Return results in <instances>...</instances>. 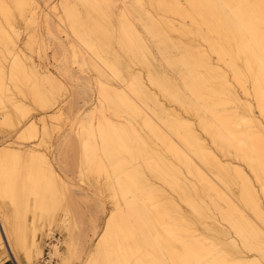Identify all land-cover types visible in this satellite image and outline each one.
Masks as SVG:
<instances>
[{
	"label": "bare ground",
	"instance_id": "6f19581e",
	"mask_svg": "<svg viewBox=\"0 0 264 264\" xmlns=\"http://www.w3.org/2000/svg\"><path fill=\"white\" fill-rule=\"evenodd\" d=\"M36 1L0 0V198L8 197L12 203L7 211L5 203L0 204V254L9 255L15 264H36L42 254V235H51L50 225L54 222V216L48 215L47 223L43 224L42 211L46 213V204H51L49 207L53 209L57 207L54 181L59 179L53 174L51 161L44 154L37 161L32 155L38 152V145L45 150L49 148V129L55 124H50L47 118L53 117L44 110L38 128L29 115L30 109L24 113L23 106L29 101L51 108L55 100L54 94L53 97L49 94L50 89L61 83L53 82L55 78L48 67L34 64L24 52L26 44L21 41V26L12 10V6L16 7L21 19L29 16L36 24L39 16ZM134 1L139 5L134 10L139 28L138 23L137 26L121 23L116 35L110 31L115 12L107 6L102 8L97 0H84L83 4L98 18H83L68 3L62 10L70 30L83 45L96 51V56L110 54V57L95 56L101 63L87 59L96 73L97 88H94L107 108L127 117L123 119L118 114L122 119L113 121L108 109V114L104 112L92 121L90 112L96 110L94 104L76 114L75 140L67 137L69 130L58 136L59 143L51 150L53 161L55 149L66 145L74 150L79 144L82 167L86 165L91 175L97 174L92 178L107 191L113 205L108 207L109 215L83 264H264V227L256 225L242 207L264 224V206L254 186L256 181L264 195V121L261 120L264 119V0ZM126 11L122 12L126 15ZM47 15L42 13L40 22L46 24L48 34L54 35L48 27L51 22ZM57 39L61 48L66 49L67 42ZM43 40L49 47L50 39ZM78 54L75 52L73 56L80 57ZM83 58L80 65L84 64ZM65 60L62 57L58 65H53L73 79L75 70L69 71ZM72 60V65H78V59ZM84 80L78 85L82 94L85 87L92 89L88 79ZM43 81L50 84V89ZM236 83L240 91L235 88ZM116 114L114 117L119 118ZM15 126L20 128L17 130ZM15 130L12 140H2L4 133L9 135ZM34 137L37 143H33ZM100 151L106 163L96 157ZM22 152L31 154L32 158L25 159L31 162L25 179L29 183L25 185L24 179L21 182L15 173L21 165L18 156ZM103 171L105 176L100 178L98 174ZM60 183L61 187L63 182ZM220 183L234 184L235 196L231 190L228 193L221 190ZM28 194L34 198L30 219L26 211L28 200H22ZM94 197V208L105 212V196L102 200ZM203 197L214 203L212 206L217 211L214 212L220 221L227 223V228L200 221V230L193 224L194 217L188 218L186 206L201 220H209L205 207L209 210L210 206ZM216 198L225 200L226 208L217 206ZM17 199L22 203L18 204ZM205 231L212 232L211 236ZM52 249V254L57 253L56 246ZM252 251L259 257L251 255Z\"/></svg>",
	"mask_w": 264,
	"mask_h": 264
},
{
	"label": "rangeland",
	"instance_id": "374dc122",
	"mask_svg": "<svg viewBox=\"0 0 264 264\" xmlns=\"http://www.w3.org/2000/svg\"><path fill=\"white\" fill-rule=\"evenodd\" d=\"M36 0H32V2H35ZM46 1L47 0H37L36 2L39 4H37L38 6H39V8H37L36 10H38L39 12V16H38V18H37V20L35 21V22H37L36 24L33 22V21H30V17L29 16H26L25 18H24V20L23 19H21V17H20V14H18L19 12H18V9L16 8V7H13L12 6V10H13V13H14V15H15V17H16V19H17V21H18V23H19V25L21 26L20 27V30H21V35H22V39H21V41H23L25 44H26V48H24V52L28 55V56H30V59L32 60V62L34 63V64H37V65H39V67H40V65H41V68H44V67H48L47 69H48V71L52 74V76L55 78V81H53V82H60L61 84H58L57 85V87L55 86V88H53V89H50V84L49 83H47V81H43V84H44V86H46V88L47 89H50V92H49V94H50V96H52L51 94H54L53 96H54V98H53V100H55L54 101V103H53V105L51 106V108H47V109H45V108H42V107H39L38 105H36V104H34V103H32V102H29V101H26L25 102V104H24V106H23V112H24V110H26V111H28V108L30 109V111H28L30 114L29 115H32V121L33 120H35L36 122V125L38 126V128H40V126H41V118H43L44 116H45V111L44 110H46L47 111V113H46V115H50L51 117H53V119L51 118V119H48L47 118V121L50 123V124H52V125H54L55 124V126L54 127H51L50 129H49V142H48V144H49V148H47L46 150H45V148L43 147V146H37V150H38V152H36V153H33L32 155H34V158L33 159H35L36 161H37V159L39 158V157H41V155L42 154H44V155H42V156H44V158L46 157V159H49L50 161H51V164H50V166H51V168H52V171H53V174H54V176H55V178H57V179H59V180H56V181H54V182H57V184H56V186H55V188L57 187V191H59L58 193H57V191H55V188H54V193H55V201H56V205H57V207L55 208V209H53V208H51V207H49V206H51V204H46V208H44V209H46L47 211H45L46 213H44L43 211H42V213H43V220H42V222H43V224H46L47 223V217H49L48 215H50V216H54V219H52L54 222H52V224L50 225V228H51V235H49V236H47V233H45V234H43L42 235V240H41V242H42V254H41V256L39 257V259H38V261L36 262V264H83V262H84V260H85V258H86V254H87V251H88V249H89V247H90V245L92 244V243H94L96 240H97V237H98V235H100V233H101V230H102V227H103V223H104V220H106L107 219V217H108V212H107V209L108 210H110L109 208L111 207H113V205L110 203L111 202V200H110V198H109V195L107 194V191H105V189L103 188V186H100V184L99 183H95V180L92 178L93 177V175H97L96 173L95 174H92L91 175V173L92 172H90L91 170H90V168L88 167L87 168V166L86 165H83L84 167H82V164H83V162H81L82 161V158H83V156H82V152H81V146L79 145V144H77L76 145V147H74V150L73 149H69L66 145L65 146H63V147H61V148H59L58 150H59V152H58V150H56L55 149V153H56V155H55V157H56V159H54L53 161H52V156L50 155L51 154V150L53 149V147L57 144V143H59V139H58V136L59 135H61L62 133L64 134L65 132L66 133H68L69 132V130H70V133H69V135L67 136L68 138L70 137L71 139L74 137V140H75V132H76V130H77V126H74V119H75V117L80 113V112H82V111H86L87 109H90V108H92L93 107V105H94V109L96 108V110H94V113H91L92 112V110H91V112H90V119H92V121H93V119H96L97 117H99L100 115H102V113H107V111H108V109H109V116L110 117H112V119H114L113 121H115V120H117V121H119V120H121L122 119V117H123V119L124 118H126L127 119V117H126V114H123V115H121V113L120 112H118V114L119 115H121L122 117L120 118V116L118 115V114H116L113 110H111L110 108H107V105L105 104V102H103V99H102V97H100L101 95L98 93V91H97V87H96V85H95V77H96V73H94V67L92 66V63L90 62V63H88V60L90 59V60H96V62H100L101 63V61L100 60H98L97 58L99 57V56H108V57H110V54L108 55H106V54H102V53H100V54H98L97 53V55L98 56H96V51L95 52H93L91 49H89L87 46H85V44L83 45V43L74 35V32H72L71 30H70V26H69V23H68V21L66 22V18H65V16L63 15V8H64V5L66 4V3H68L69 5L70 4H72L71 6L73 7H75L81 14H82V16H83V18H92V17H94V16H96V13H94L92 10H89V9H87L86 8V5H84L83 4V1L84 0H50L48 3L50 4V6H49V4L47 5V6H45L46 5ZM81 1V2H80ZM97 1H99L100 3L99 4H101V7L102 8H104V7H109L108 9L109 10H112V13H114L113 14V19L114 18H116V19H114V22H113V20H112V26L110 27V31L113 33V34H117V32H119V30H120V25H121V23H127V25L129 26V25H134L135 23L138 25V28H139V22L137 21V20H134V19H136V13H134V10L135 9H137L138 7H139V5H138V3H136L134 0H115V1H112V0H97ZM122 1H124V6H123V2ZM126 1V2H125ZM146 0H142V2H145ZM70 2V3H69ZM118 2H122L121 3V6L119 5V3ZM74 3H76V4H74ZM131 3V4H130ZM52 4V5H51ZM53 4H55L54 6H53ZM109 4V5H108ZM126 4V5H125ZM128 4V5H127ZM41 5V6H40ZM104 5V6H103ZM117 6V7H116ZM127 6V7H126ZM43 7H44V9H43ZM124 9H123V8ZM128 7H131V9H132V13H131V9L130 8H128ZM120 8V9H119ZM17 9V10H16ZM43 9V10H42ZM46 9V15H47V13H49V15H47L49 18H50V22H51V24H50V26H48L49 27V29H51L52 28V32L51 33H54V35L56 34L57 36H54L53 34H48L47 32L49 31V33H50V30H48L47 32H46V30H47V27H46V24L45 23H42V22H40V17L42 16V13H43V15L45 14L43 11ZM118 9V10H117ZM130 10V13L132 14H130L129 13V10ZM81 10V11H80ZM126 11V10H128V12L126 11V15H128L127 17H126V15L124 14V12H122V11ZM87 11V12H86ZM91 11V12H90ZM119 12V13H118ZM60 13V14H59ZM89 13H91V14H89ZM92 13H93V15H92ZM122 13H123V15H122ZM58 14V15H57ZM87 14V15H86ZM55 15V16H54ZM63 15V16H62ZM85 15V16H84ZM88 15H91V16H89L88 17ZM130 16H132V17H130ZM97 17V16H96ZM96 17H94V18H96ZM98 18V17H97ZM125 18V19H124ZM132 18V19H131ZM127 19V20H126ZM129 19H131V20H129ZM22 20H23V22H22ZM119 22H118V21ZM55 21V22H54ZM127 21V22H126ZM132 21V22H131ZM66 22V23H65ZM118 22V24H114V23H117ZM129 22V23H128ZM34 23V25H32V24ZM43 24V26L44 27H42V28H40V26ZM132 23H134V24H132ZM61 24H64V25H61ZM120 24V25H119ZM134 25V26H137V25ZM40 25V26H39ZM66 25V26H65ZM117 25H119V28H118V26ZM32 26V27H31ZM117 26V27H116ZM37 27V28H36ZM51 27V28H50ZM118 28V29H117ZM40 29H41V31H40ZM60 29V30H59ZM65 29V32L63 31ZM44 31V32H43ZM66 34V35H64V33ZM44 36H43V35ZM65 36V37H64ZM71 36H73L71 39H73V40H71L70 39V37ZM25 37V38H24ZM29 37V38H28ZM52 39H51V38ZM55 37H56V39H55ZM67 37H69V38H67ZM41 38H42V40H41ZM44 38H46V40H49L48 42V45H49V47L47 46V41H45V40H43ZM57 38H59V39H61V40H63L64 41V43H66L65 45V48L67 49L68 47H69V45L68 44H70L69 42H71L72 44H70V48H69V50H66V49H62L61 48V46L58 44V39ZM63 38H67L68 40H66V39H63ZM28 40V41H27ZM71 40V41H70ZM40 41V42H39ZM45 41V42H44ZM73 41V42H72ZM101 41V40H100ZM99 41V42H100ZM42 42V43H41ZM55 42V43H54ZM28 43V44H27ZM30 43V44H29ZM45 43V44H44ZM75 43V44H74ZM40 44V45H39ZM43 44H44V46H46V47H48V48H43L44 46H43ZM74 44V45H73ZM29 45V46H28ZM42 45V46H41ZM73 45V46H72ZM77 46V47H76ZM116 45L114 44V47H115ZM73 47V48H72ZM76 48V51L74 50ZM36 49V50H35ZM61 49V50H60ZM74 50L75 52H76V54H78L79 52H82V55H80V53L78 54V55H80V57L78 56H76V57H74L73 56V54L75 53L74 51L72 52V51ZM79 50V51H78ZM68 51H71V52H68ZM57 54H56V53ZM61 52V53H60ZM68 53H70V54H68ZM72 53V54H71ZM95 53V54H94ZM66 54V55H65ZM87 54V55H86ZM86 55V56H85ZM92 57V58H94V59H92L90 56ZM64 57L66 60H65V63H66V67H67V69L69 70V71H74L75 70V72H72L73 73V76L75 75V78L73 77V79H71V77H69V76H67L65 73H63L58 67H56V66H54L53 64H55V65H58V63H59V60H60V58H62V57ZM68 56V57H67ZM70 56V57H69ZM72 56H73V60H74V62H75V60L76 59H78V60H76L77 62H78V65H77V63H74L73 65H72V63L73 62H71V60H72ZM97 58H96V57ZM83 59H85V61L83 60V62H84V64H85V68L83 67V68H81L84 64L82 63L81 65H80V63H81V59L82 58ZM79 58H81V59H79ZM88 59V60H87ZM70 60V61H69ZM72 60V61H73ZM68 61V62H67ZM69 62L71 63V65L69 66L68 64H69ZM87 62V63H86ZM68 65V66H67ZM80 65V66H79ZM79 66V67H78ZM88 66H89V68H88ZM55 69H54V68ZM91 67V68H90ZM105 67V66H104ZM71 68V69H70ZM77 68V69H76ZM86 68H88V69H86ZM73 69V70H72ZM83 69V70H82ZM85 69H86V71H85ZM107 69V68H106ZM78 70V71H77ZM108 70V69H107ZM83 71V72H82ZM88 71V72H87ZM59 72V73H58ZM61 72V73H60ZM90 73H92V74H90ZM80 74V75H79ZM62 75V76H61ZM93 75V76H92ZM79 76H81V77H79ZM84 78H83V77ZM95 76V77H94ZM65 77H66V79H65ZM92 77V78H91ZM80 78V79H79ZM94 78V79H93ZM77 79H79V80H77ZM83 79H88V81H89V84H90V86H92V87H90V88H92V89H87L86 87H85V89H86V93L84 92L83 94L82 93H80L79 92V90H78V85L80 86V85H82L81 84V80H82V82H83ZM84 80V81H85ZM93 80V81H92ZM77 84V85H76ZM84 84V83H83ZM49 85V86H48ZM94 87H96V88H94ZM237 87V88H236ZM235 88L236 89H238V91H240V87L238 86V84L236 83L235 84ZM58 89L60 90L59 92H57L58 91ZM53 90H54V92H53ZM87 90L89 91V92H87ZM94 90V91H93ZM52 92V93H51ZM58 93V95H57V93ZM55 93H56V96H55ZM82 95V96H81ZM52 96V97H53ZM242 98H244L245 99V96L243 95L242 96ZM101 99V102H103L102 104H103V106H101L102 104H100L98 101ZM98 100V101H97ZM86 102V103H85ZM31 103V104H30ZM96 103H97V105H96ZM28 105V106H27ZM100 105V106H99ZM25 107V108H24ZM105 107V109H104V111H103V108ZM106 110V111H105ZM28 112H26V116H29L27 113ZM60 112V113H59ZM25 113V112H24ZM50 113H52V114H50ZM113 113H115L117 116H119V118L117 117V118H115L114 116H115V114H114V116L112 115ZM56 114V115H55ZM77 114V115H76ZM108 114V113H107ZM54 115V116H53ZM93 116H94V118H93ZM46 118V117H45ZM55 119V120H54ZM40 120V121H39ZM51 120V121H50ZM261 120L262 121H264V119H262V117H261ZM53 121V122H52ZM52 122V123H51ZM115 123L116 124H118V122H114V125H115ZM119 126V125H118ZM16 128H17V130L20 128V127H17V126H15ZM74 127L76 128L75 130H74ZM53 128V129H52ZM55 128V129H54ZM80 128V127H79ZM51 129H52V131H51ZM15 132H16V130L14 131V133H12V134H9V135H7V133L5 134L4 133V135L5 136H3V138H2V140H4V141H10V139L12 140L13 138H14V136H15ZM11 135V136H10ZM37 135H38V133H37ZM36 135V136H37ZM10 138H9V137ZM37 137H34V138H32V140H34L33 141V143H37L38 141H37V139H36ZM41 138V137H40ZM61 138H62V136H61ZM60 138V139H61ZM36 139V140H35ZM99 140V139H98ZM61 141V140H60ZM19 143L21 142L20 140L18 141ZM80 146V147H79ZM77 148V149H76ZM50 149V150H49ZM69 149V150H68ZM78 149H80V150H78ZM68 150V151H67ZM44 151V153H42ZM61 151V152H60ZM74 151V152H73ZM39 153H40V155H39ZM47 153V154H46ZM58 153V154H57ZM60 153V154H59ZM101 154V155H100ZM103 153L100 151L99 152V155L98 156H96V157H98V159H100L102 162H104V163H106V160H105V157H103V155H102ZM28 156V158H27V156ZM30 155V156H29ZM62 155V156H61ZM36 156H37V158H36ZM66 156V157H65ZM68 156V157H67ZM30 157V158H29ZM33 157V156H32ZM18 158H19V160H20V162H21V165H19L17 168H16V170H15V173L17 172V177H18V179L22 182V180H23V182L22 183H24V185L25 184H28L29 183V180H25L26 179V177H27V173L28 172H30V171H28V169L30 168V167H28V166H31L30 165V161H25V159H28V160H30V159H32L31 158V154H28V153H26V152H22L19 156H18ZM70 158V159H69ZM80 158V159H79ZM102 158H103V160H102ZM40 159V158H39ZM60 159V160H59ZM63 159V160H62ZM35 160H33L34 162H35ZM59 160V161H58ZM68 160V161H67ZM79 160H81V161H79ZM25 161V162H24ZM57 162H58V164H57ZM70 162V163H69ZM69 163V164H68ZM34 164V166H37V163L35 162V163H33ZM54 166H53V165ZM67 164V165H66ZM71 164V165H70ZM27 165V166H26ZM39 165V164H38ZM73 165H74V167H73ZM26 166V167H25ZM67 166V167H66ZM73 167V169H72V167ZM59 167H60V169H59ZM87 168V169H86ZM27 169V170H26ZM35 170H38V169H36V168H34ZM64 171H62V170ZM90 171H89V170ZM68 170H69V172H68ZM83 170V171H82ZM73 171V172H72ZM87 171V172H86ZM58 175V177H57V175L55 174V173ZM59 172V173H58ZM90 174H89V173ZM103 173V174H102ZM100 172V174H98V175H100L99 177L101 178V177H103L104 178V176H105V173H104V171L103 172ZM26 174V175H25ZM64 175V176H63ZM20 176H21V178H20ZM23 176V177H22ZM68 176V177H67ZM25 177V178H24ZM70 177V178H69ZM71 180V182H70V180ZM73 178V179H72ZM60 179H61V181L63 182H61L60 181ZM66 179V180H65ZM68 179V180H67ZM196 179V178H195ZM40 180L42 181V179L40 178ZM90 182H92V183H94V185H91L90 183H89V181ZM20 181H17V182H20ZM27 181H28V183H27ZM59 181V182H58ZM67 181H69V182H67ZM26 182V183H25ZM63 184H61V183ZM81 182V183H80ZM103 182H105V184H106V182L107 181H103ZM21 183V184H22ZM59 183L62 185L61 187H60V185H59ZM80 183V184H79ZM54 184V183H53ZM53 184L51 185L52 186V190H53ZM73 184V185H72ZM222 184V185H221ZM228 184H230V183H228ZM55 185V184H54ZM70 185V186H69ZM77 187H76V186ZM80 187H79V186ZM224 186H226L224 183H220V188H221V190H223V191H225L226 193H228L230 190V193H232V191H233V193L234 192H236V189H234L235 188V186H234V184H230V185H228V186H226V187H224ZM234 186V187H233ZM254 186H255V188H256V190L258 191V196H259V198H260V201H261V205L262 206H264V195H262L261 193H260V187H259V185H258V183L256 184V181H255V183H254ZM62 187L64 188V190L62 189ZM224 187V188H223ZM228 187V188H227ZM229 187H232V188H229ZM60 188H61V190H60ZM79 188H80V190H79ZM227 188V189H226ZM229 189V190H228ZM99 190V191H98ZM227 190V191H226ZM62 191V192H61ZM79 191V192H78ZM23 192V191H22ZM24 193V192H23ZM62 193V194H61ZM109 193V192H108ZM93 194V195H92ZM104 194V195H103ZM108 195V196H106V195ZM235 194L236 193H234V196H235ZM87 195V196H86ZM94 195H96L97 196V198H100L101 200L104 198L105 200V203H107L106 204V210H105V212H103V213H101V212H99V211H97V209H95L94 208V204H92L93 202L95 203V199H93V198H95L94 197ZM64 196V197H63ZM70 196V197H69ZM103 196H105V197H103ZM27 197V198H26ZM26 197L25 196H23V198H22V200L23 201H27L28 200V205H27V209H26V211H27V217H28V219H30V216H31V213H32V211H31V206H32V200L34 199L33 198V195H31V194H28V195H26ZM91 197V198H90ZM103 197V198H102ZM72 198V199H71ZM205 200H204V202L206 203H209L208 205L210 206V207H208V209L209 210H207L206 209V207H205V210H206V215H207V218L208 217H210V218H208L209 220H211V221H209V220H206V222L204 221V220H201L199 217H198V215L196 214H194L193 213V211L189 208V207H187L186 206V209H187V213H188V218L189 219H192V217H194V219H195V222L193 223L195 226H197L196 228L197 229H200L201 230V228H202V224H199L200 223V221L201 222H204L203 224H206V225H208V226H210L211 224L213 225H215V226H218L219 224L220 225H223L224 227H228V225H227V223L226 222H224L223 220L222 221H220L221 219L219 218V216H218V214L217 213H215V212H217L216 210H214V208H213V204L214 203H210L209 202V200H207V198L206 197H203ZM22 200H19V199H17V203L19 204V203H22ZM109 200V201H108ZM1 201H3L4 203H2ZM217 201V206H220V207H222V208H226V206H227V202L225 201V200H223V199H215V202ZM47 202V201H46ZM2 203V204H1ZM110 203V204H109ZM206 203V204H207ZM0 204H1V206H3V204H4V206H6L5 208V210L7 211L8 210V207L12 204L11 203V201H10V199L8 198V197H5V198H3V199H1L0 198ZM110 205V206H109ZM48 206V207H47ZM91 206V207H90ZM109 207V208H108ZM243 207V212L244 213H246L247 215H248V217L253 221V222H255V224L256 225H262V227H264V224H261V222L262 221H260L259 219L257 220V218H256V216L248 209V208H245V206H242ZM10 208V207H9ZM90 208V209H89ZM70 210V211H69ZM211 210V211H210ZM262 210H264V207H262ZM214 213H213V212ZM35 212L36 213H38V214H40V210L39 209H36L35 210ZM99 212V213H98ZM49 213V214H48ZM94 213V214H93ZM213 213V214H212ZM211 214V215H210ZM217 216H216V215ZM209 215V216H208ZM213 215V216H212ZM215 215V216H214ZM94 217V218H93ZM97 217V218H96ZM214 217H216V218H214ZM206 218V219H207ZM255 218V220H253ZM95 219V220H94ZM218 219V220H217ZM216 220V221H215ZM218 221V222H217ZM259 221V222H258ZM1 222V221H0ZM209 222V223H208ZM215 222V223H214ZM197 223V224H196ZM200 226H199V225ZM96 225V226H95ZM96 231V234H94V232ZM98 232V233H97ZM206 232H208V231H205V234L206 235H210V234H212V232H208V233H206ZM75 236H74V235ZM74 237H73V236ZM85 235V236H84ZM95 235V236H94ZM70 236V237H69ZM73 238H72V237ZM82 236V237H81ZM211 236V235H210ZM81 237V238H80ZM234 237H235V239L237 240V241H239V237L238 236H235L234 235ZM238 237V238H237ZM84 240L83 242H85V243H83L82 242V240ZM87 239V240H86ZM86 240V241H85ZM70 241H72V242H70ZM80 241H81V245L83 246L82 248H81V245H79L80 244ZM88 241V242H87ZM213 242H214V240H212ZM79 242V243H78ZM70 243L72 244V245H70ZM83 243V244H82ZM54 245V246H56V248H57V253H54V254H52L54 251H53V247L54 246H51V245ZM220 245L223 247V245L222 244H218V246L220 247ZM70 246H72V248L70 249ZM218 247V248H219ZM81 249V250H80ZM80 250V251H79ZM73 252V253H72ZM78 252V253H77ZM256 251H252V252H250V254L251 255H255V256H258L259 257V255H257L256 253H255ZM72 253V254H71ZM20 254H21V257H22V252L20 251ZM1 256H0V264H15L14 263V261H13V259L9 256V255H5V256H3L2 257V254H0ZM77 259V260H76Z\"/></svg>",
	"mask_w": 264,
	"mask_h": 264
}]
</instances>
